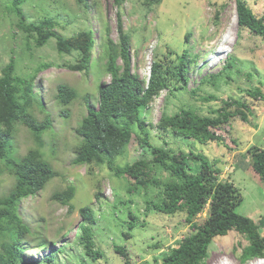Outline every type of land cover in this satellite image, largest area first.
I'll list each match as a JSON object with an SVG mask.
<instances>
[{"label": "rangeland", "instance_id": "rangeland-1", "mask_svg": "<svg viewBox=\"0 0 264 264\" xmlns=\"http://www.w3.org/2000/svg\"><path fill=\"white\" fill-rule=\"evenodd\" d=\"M8 1L0 0V76L11 59L16 62L19 75H35L34 92L43 98L45 112L52 123V131L43 137L42 152L58 173L39 194L20 204L23 222L49 244L46 249L36 250L37 242L29 237L24 256L41 260L53 246L62 248V252L52 264H124L123 258L113 251L116 246L125 249L130 264H155V260L160 261L183 237L192 233L183 213L166 216L154 210L145 212V195H153L154 190L140 187L130 193L133 182L129 178H117L105 166L72 164L73 147L78 142L74 129L86 115V101L96 108L98 87L110 80L104 71V31L108 27L109 38L118 42V14L124 33L130 37L132 73L145 87L154 62L175 66L185 51L196 56L188 70L186 90L172 96L162 91L141 111L150 143L175 154L201 155L219 168L221 180L229 179L243 197L235 214L259 223L260 233L264 234L261 224L264 223V181L259 180L250 166L252 154L264 149V97L260 100L248 95V91L256 88L264 95V39L239 28L236 0H163L160 5L151 6H145L143 0H121L120 3L115 0H85L84 3L27 0L22 4L28 21H38L47 15L57 22L54 29L57 35L69 39L80 32H91L92 64L87 75L67 67L76 63L78 55L73 51L59 53L55 39L40 48L31 40L27 47L24 33L17 28L15 16L6 7ZM244 1L253 15L264 22V0ZM229 57L234 62L233 68L223 70L215 84L206 83L210 76H218ZM42 64L48 66L37 70ZM118 64L122 62L119 60ZM59 85L76 92L77 97L70 105L63 107L56 99ZM193 90L195 94L190 92ZM228 99L248 107L247 122L235 117L222 125L216 130L222 137L221 142L202 145L155 129L163 115L172 116L181 109H191L200 116H211ZM234 109L231 107L230 111ZM62 110L68 112V117H62ZM36 114L39 119L44 116ZM135 135H140L138 129L123 156L117 159L118 165L152 159L149 150L138 145ZM15 143L20 155L36 146L33 137L20 126ZM161 176L164 178L166 174ZM13 183L11 176L0 174V196ZM70 185L75 187V195L69 204L62 205L51 199ZM82 207L91 208L96 220L91 227L95 248L103 257L94 262L85 255L76 238L77 226L81 223L78 211ZM128 213L138 222L129 232ZM206 216L207 211L195 219L196 223ZM246 244L244 237L235 231L214 237L205 264H264V259L241 262V247Z\"/></svg>", "mask_w": 264, "mask_h": 264}, {"label": "trees", "instance_id": "trees-1", "mask_svg": "<svg viewBox=\"0 0 264 264\" xmlns=\"http://www.w3.org/2000/svg\"><path fill=\"white\" fill-rule=\"evenodd\" d=\"M26 1L9 0L6 4L16 18L17 28L24 33L26 46L32 40L34 46L40 48L50 39H55L59 53L73 51L78 55L76 63L67 67L87 75L92 64L91 32H80L69 39L57 35L54 29L58 23L47 15L38 21H28L21 7ZM162 1L143 0V4L160 5ZM115 2L120 3L121 0ZM236 10L239 28L247 29L264 39V22L253 15L246 1L236 0ZM117 16L118 42L115 43L109 38L108 27L104 31V71L110 80L99 85L96 108L86 101V115L74 129L78 142L73 147L75 157L72 164L105 166L113 176H124L133 182L130 193L140 187L143 190H154L153 195H145V212L154 210L166 216L178 213L185 215V222L192 233L183 237L178 246L171 248L160 261L155 260V264H205L213 238L224 236L230 231H235L246 240L247 244L241 247L242 263L264 259V234L260 233L259 223L235 214L243 202L239 189L229 179L221 180L219 168L213 167L205 157L191 152L175 154L168 148L154 147L144 132L145 122L141 119V111L162 91H167L168 96H172L175 92L186 90L188 70L194 64L196 56L185 51L175 66L154 62L145 87V83L132 73L130 37L123 31L120 14ZM189 37L190 34L185 36L186 42ZM119 60L122 65L118 64ZM233 65L234 62L229 57L218 76H210L206 83L215 84L223 70H230ZM47 66L42 64L37 70ZM35 88V75H19L14 60L11 59L2 68L0 174H8L14 183L6 194L0 196V264H52L62 252V248L55 249L52 246L41 260L35 261L24 256L30 242L29 237L37 242L36 250L46 249L49 244L23 222L19 214L20 204L24 199L39 194L58 176L52 165L44 159L42 152L43 137L52 131V123L45 112L43 98L34 92ZM190 92L195 94L196 91ZM248 95L260 100L264 97L257 88L248 91ZM76 97L77 94L72 88L66 85L57 87L56 99L63 107L70 105ZM231 107L235 108L234 111H230ZM36 112L44 116L39 119ZM246 112L248 113V107L244 103L228 99L221 108L212 111L211 116H200L191 109H181L172 116L163 115L155 129L159 133H169L173 137L206 145L209 142L222 141L216 130L230 119L238 117L247 122ZM61 113L62 117H68L67 111L62 110ZM18 126L26 129L36 144L35 148L29 149L23 155L19 154L15 143ZM135 129L141 135H135L138 145L141 149H148L152 159H142L120 166L117 159L123 156L133 139ZM250 166L263 182L264 149H257L252 154ZM161 173H165L166 177L162 178ZM74 195L75 187L70 185L64 191L52 195L51 199L66 205ZM95 196L98 197L97 194ZM69 210H72L71 206ZM205 211L207 216L202 222L196 223L195 219ZM78 212L81 223L76 230L77 241L85 255L93 262L97 261L103 255L95 248L91 227L96 222L93 211L89 207H82ZM128 218L126 225L129 232L138 222L131 213H128ZM261 224L264 227V223ZM113 249L114 253L123 258L124 264H130L124 248L114 246Z\"/></svg>", "mask_w": 264, "mask_h": 264}, {"label": "bare ground", "instance_id": "bare-ground-1", "mask_svg": "<svg viewBox=\"0 0 264 264\" xmlns=\"http://www.w3.org/2000/svg\"><path fill=\"white\" fill-rule=\"evenodd\" d=\"M223 50L225 49V47L222 48Z\"/></svg>", "mask_w": 264, "mask_h": 264}]
</instances>
